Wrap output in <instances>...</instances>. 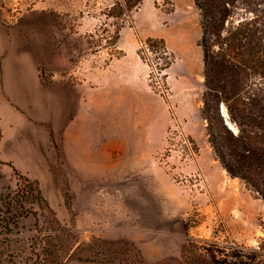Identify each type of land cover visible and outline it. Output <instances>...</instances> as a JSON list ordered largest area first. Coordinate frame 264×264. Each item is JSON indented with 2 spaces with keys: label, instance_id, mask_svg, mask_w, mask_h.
Segmentation results:
<instances>
[{
  "label": "rangeland",
  "instance_id": "374dc122",
  "mask_svg": "<svg viewBox=\"0 0 264 264\" xmlns=\"http://www.w3.org/2000/svg\"><path fill=\"white\" fill-rule=\"evenodd\" d=\"M115 1L0 0V47L32 53L44 87L84 92L73 131L89 136L75 147L58 137L69 126L60 132L26 116L30 126L20 124L15 141L36 155H11L4 138L0 264H212L205 250L218 264H252L264 204L223 168L209 138L208 125L218 123L203 112L206 52L225 48L240 16L216 38L204 34L195 0H143L108 19ZM121 66L139 70L144 98L119 123L103 93ZM261 74L249 77L255 87ZM219 114L236 132L224 103ZM214 133L223 134L220 125Z\"/></svg>",
  "mask_w": 264,
  "mask_h": 264
},
{
  "label": "trees",
  "instance_id": "16d2710c",
  "mask_svg": "<svg viewBox=\"0 0 264 264\" xmlns=\"http://www.w3.org/2000/svg\"><path fill=\"white\" fill-rule=\"evenodd\" d=\"M142 1L116 0L106 16L119 20ZM195 7L204 20L203 30L208 37H220L225 22L240 16L226 31L221 43L225 48L220 47L215 55L206 52L203 112L206 117L215 119L223 132L215 134L218 125H208L210 141L223 168L264 204V83L255 87L249 81L251 74L262 73L264 77V0H195ZM159 43L162 44L161 40ZM259 69L263 72H258ZM220 103L226 105L236 132L223 124ZM30 191L40 200L36 188ZM18 211L20 217L27 213L22 208ZM250 252L251 258H248L252 264H264V239ZM185 253H189V247L185 248ZM201 255L210 258L212 264H218L208 250Z\"/></svg>",
  "mask_w": 264,
  "mask_h": 264
},
{
  "label": "crops",
  "instance_id": "0c3cea01",
  "mask_svg": "<svg viewBox=\"0 0 264 264\" xmlns=\"http://www.w3.org/2000/svg\"><path fill=\"white\" fill-rule=\"evenodd\" d=\"M1 47L0 134L2 138L0 139V147L4 145V138L11 139L10 142L7 141L6 143L11 155L24 154L26 151H29L28 153L33 156L36 155L32 145L24 143L20 147L15 141L19 125L21 124L26 128L30 126L26 116L32 118L42 116L43 121H51L56 128L60 129V132H63L62 128L69 126L58 137L70 142L75 147L88 145V135H85L84 132L78 134L76 130L73 131L80 124V117L83 119L80 116L82 112L80 105L83 104V101L80 99H83L84 92H81L80 95L78 88L73 87L68 89L60 86L44 87L36 73V60L32 53L22 49L16 50L14 46L7 49L5 53ZM137 70L136 66L133 69L121 66L116 71L115 78H108L109 92L103 93V106L108 117H119V123L126 122V119H120V116H125L127 112L124 108L131 107L130 110L135 114L144 98L143 81L140 74L136 75ZM129 74H134V77H130ZM86 96L89 98V91L86 92ZM90 97V104L94 107L93 91H90ZM125 139L126 136L124 138L122 135V141L119 137L120 154H125V150L122 151V146L126 144ZM58 144H63V142ZM34 160L32 159V163Z\"/></svg>",
  "mask_w": 264,
  "mask_h": 264
},
{
  "label": "water",
  "instance_id": "95a60500",
  "mask_svg": "<svg viewBox=\"0 0 264 264\" xmlns=\"http://www.w3.org/2000/svg\"><path fill=\"white\" fill-rule=\"evenodd\" d=\"M220 113L224 117V113H223L222 110H220ZM225 125H227L229 129H231V127H230V125H229V123L227 121H225Z\"/></svg>",
  "mask_w": 264,
  "mask_h": 264
},
{
  "label": "built area",
  "instance_id": "2783aa9c",
  "mask_svg": "<svg viewBox=\"0 0 264 264\" xmlns=\"http://www.w3.org/2000/svg\"><path fill=\"white\" fill-rule=\"evenodd\" d=\"M39 73V72H38ZM40 74V73H39Z\"/></svg>",
  "mask_w": 264,
  "mask_h": 264
}]
</instances>
